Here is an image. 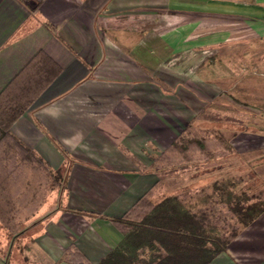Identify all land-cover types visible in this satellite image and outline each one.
<instances>
[{
  "label": "crops",
  "instance_id": "0c3cea01",
  "mask_svg": "<svg viewBox=\"0 0 264 264\" xmlns=\"http://www.w3.org/2000/svg\"><path fill=\"white\" fill-rule=\"evenodd\" d=\"M247 31L264 0H0V247L100 262L195 120L202 62ZM209 264H264V212Z\"/></svg>",
  "mask_w": 264,
  "mask_h": 264
},
{
  "label": "rangeland",
  "instance_id": "374dc122",
  "mask_svg": "<svg viewBox=\"0 0 264 264\" xmlns=\"http://www.w3.org/2000/svg\"><path fill=\"white\" fill-rule=\"evenodd\" d=\"M197 76L195 120L184 121L185 126L189 123L195 134L216 129L225 141L211 145L217 149V156L211 159L195 154V160L181 162L164 156L160 167L151 169L160 176V184L152 197L160 200L173 193L185 194L196 186L229 175L244 176L245 181L239 188L262 195L264 36L247 31L242 38L217 47L202 62ZM22 234L26 235L24 231L9 233L8 239L12 242L0 247V264H48L30 243L23 244Z\"/></svg>",
  "mask_w": 264,
  "mask_h": 264
},
{
  "label": "trees",
  "instance_id": "16d2710c",
  "mask_svg": "<svg viewBox=\"0 0 264 264\" xmlns=\"http://www.w3.org/2000/svg\"><path fill=\"white\" fill-rule=\"evenodd\" d=\"M224 141L216 129L195 134L188 125L162 156L153 158L152 167H160L164 156L181 162L195 160V154L214 158L217 149L211 145ZM54 180L60 182L58 173ZM244 181L242 175L224 176L185 194L155 200L159 179L130 210L111 218L124 237L97 264H209L264 212V192L240 190ZM50 186L56 185L51 181Z\"/></svg>",
  "mask_w": 264,
  "mask_h": 264
},
{
  "label": "flooded vegetation",
  "instance_id": "af4514ba",
  "mask_svg": "<svg viewBox=\"0 0 264 264\" xmlns=\"http://www.w3.org/2000/svg\"><path fill=\"white\" fill-rule=\"evenodd\" d=\"M58 263H61V264H80V263H72V262H68V261H59ZM58 263H55V264H58Z\"/></svg>",
  "mask_w": 264,
  "mask_h": 264
},
{
  "label": "water",
  "instance_id": "95a60500",
  "mask_svg": "<svg viewBox=\"0 0 264 264\" xmlns=\"http://www.w3.org/2000/svg\"><path fill=\"white\" fill-rule=\"evenodd\" d=\"M29 3H31V0H27ZM36 1H39V0H36ZM58 264H61V263H58Z\"/></svg>",
  "mask_w": 264,
  "mask_h": 264
}]
</instances>
